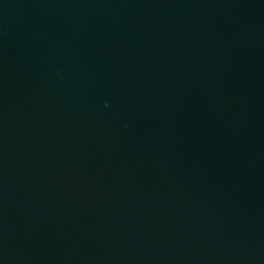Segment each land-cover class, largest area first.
Wrapping results in <instances>:
<instances>
[{"label": "water", "instance_id": "water-1", "mask_svg": "<svg viewBox=\"0 0 264 264\" xmlns=\"http://www.w3.org/2000/svg\"><path fill=\"white\" fill-rule=\"evenodd\" d=\"M0 264H264V0H0Z\"/></svg>", "mask_w": 264, "mask_h": 264}]
</instances>
